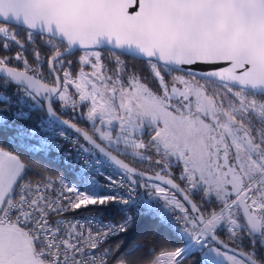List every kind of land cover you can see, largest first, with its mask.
<instances>
[{
	"label": "snow or ice",
	"instance_id": "snow-or-ice-1",
	"mask_svg": "<svg viewBox=\"0 0 264 264\" xmlns=\"http://www.w3.org/2000/svg\"><path fill=\"white\" fill-rule=\"evenodd\" d=\"M13 45L0 89L17 107L0 93V124L74 175L0 147V264H264V0H0Z\"/></svg>",
	"mask_w": 264,
	"mask_h": 264
},
{
	"label": "trees",
	"instance_id": "trees-1",
	"mask_svg": "<svg viewBox=\"0 0 264 264\" xmlns=\"http://www.w3.org/2000/svg\"><path fill=\"white\" fill-rule=\"evenodd\" d=\"M14 86H10L8 88H5V90H8L12 93V89ZM13 94V93H12ZM14 95V94H13ZM15 98H17L16 95H14ZM5 115L9 116V123H11V117L10 113H4ZM35 114V111L32 113ZM33 116V115H32ZM14 135V131L10 128H4L2 124H0V147L4 148V150L12 152L13 154L16 153H22L24 154L30 161H35L38 167H36L34 170L43 172V168L46 166L49 169L52 170L53 175L56 176L58 171H63L66 173V176L70 177L71 173L68 170V167L61 165V156L60 155H53L49 156L47 160H45L41 155L38 154H32V153H24V147L20 145L17 141H13L12 137ZM115 217V210H111V215H108L106 218L111 219ZM144 228V231L142 232V237H147L155 241L159 247H167V248H174L176 246H179L178 242L172 241L169 243V235L167 234L166 230L161 228L159 231H156L150 226L144 225L142 226ZM117 241L115 239L109 240L108 244L105 245L107 247L108 245H115ZM189 259H192L191 257ZM185 264H188V261H185Z\"/></svg>",
	"mask_w": 264,
	"mask_h": 264
},
{
	"label": "flooded vegetation",
	"instance_id": "flooded-vegetation-1",
	"mask_svg": "<svg viewBox=\"0 0 264 264\" xmlns=\"http://www.w3.org/2000/svg\"><path fill=\"white\" fill-rule=\"evenodd\" d=\"M8 28H9V31L10 32L12 30H16L17 31L18 39H20L22 41L25 40L26 33H25V30L22 27H19L18 28L15 25L8 24ZM37 43H39V42H37ZM27 48H28V50L24 53V55L29 60V63L32 64V63H34L32 46L31 45H28ZM17 51H19V48L17 46L13 45L12 48H11V50L9 52H4L2 49H0V56L13 55ZM80 54L81 53L79 51H76L75 54H74V56L65 57V60L75 59V58L79 57ZM41 55L45 58L44 59V75H45V78H46V82L49 83V84H51L53 82V80H54V77L48 76V74H47V60H46L47 56L48 55H51V53L49 51L45 50V49H42L41 50ZM103 55L105 57H108L110 55L108 53L107 49L104 50ZM122 59L126 60V62L128 64H130V65L131 64H135L136 69L138 71H140L142 73V75H145V76L148 75V70H147L146 67L143 66V62L142 61L133 60L131 57H122ZM12 64L14 66H20L19 65V62H16V61H13ZM65 67H67V65H65ZM70 91H74V90L73 89H70ZM52 99H53V102H54V105H53L54 108H60L61 107L60 104L55 102L58 98L53 97ZM35 113H39V112H36L35 111ZM39 115L41 116L42 114L39 113ZM58 115H61V118L62 119H69V120H71L72 122L76 123L79 127H82V128L87 127V125L85 124L84 121L74 118V113H73V111L70 108H69L68 111L61 110V112H59ZM76 115H79V110L76 111ZM121 158L124 159V157H121ZM153 159H155V157H153ZM125 162L130 163L131 166L136 167L138 170L148 171L149 173H151V171H152L149 168L148 163L146 161L144 163H140L138 161H134L131 157H129V158H127L125 160ZM223 238H224V236L221 234V239H223ZM243 247H244L245 250L248 249V243H247V241H244Z\"/></svg>",
	"mask_w": 264,
	"mask_h": 264
},
{
	"label": "built area",
	"instance_id": "built-area-1",
	"mask_svg": "<svg viewBox=\"0 0 264 264\" xmlns=\"http://www.w3.org/2000/svg\"><path fill=\"white\" fill-rule=\"evenodd\" d=\"M0 93H3V94L12 96V107H11V111H15L16 110V107H17V104H16L17 98H15L14 95L11 92H9L8 90H5V89H0ZM25 110L27 111V108H25ZM11 111L9 112L10 113V117H11ZM38 118H34L32 116L31 119H29L28 121L25 122L26 126H33V127H35L36 124H37V122H38ZM17 142L20 145H22V146H25V144L26 143H29V142L35 143V141H17ZM65 147H67V145ZM68 170L71 173V176L70 177L66 176V179L71 180L73 178L74 172H73V169L70 168V167H68ZM52 179H56V176H52ZM77 215L78 216H83V215H86V213L80 212Z\"/></svg>",
	"mask_w": 264,
	"mask_h": 264
},
{
	"label": "rangeland",
	"instance_id": "rangeland-1",
	"mask_svg": "<svg viewBox=\"0 0 264 264\" xmlns=\"http://www.w3.org/2000/svg\"><path fill=\"white\" fill-rule=\"evenodd\" d=\"M12 93H13V89H12ZM34 118H38L40 117L39 113H35V114H32Z\"/></svg>",
	"mask_w": 264,
	"mask_h": 264
},
{
	"label": "water",
	"instance_id": "water-1",
	"mask_svg": "<svg viewBox=\"0 0 264 264\" xmlns=\"http://www.w3.org/2000/svg\"><path fill=\"white\" fill-rule=\"evenodd\" d=\"M9 24L15 25L14 23H9ZM15 26H17V25H15ZM220 66L223 67V66H226V65H220ZM0 76H2V74H0Z\"/></svg>",
	"mask_w": 264,
	"mask_h": 264
}]
</instances>
